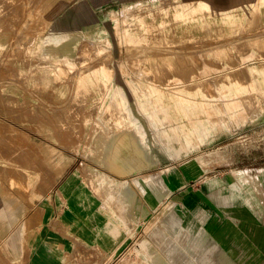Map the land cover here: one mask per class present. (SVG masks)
Returning a JSON list of instances; mask_svg holds the SVG:
<instances>
[{"label": "rangeland", "instance_id": "1", "mask_svg": "<svg viewBox=\"0 0 264 264\" xmlns=\"http://www.w3.org/2000/svg\"><path fill=\"white\" fill-rule=\"evenodd\" d=\"M26 1L29 2L5 0L6 3L19 5ZM36 1L40 2L39 8L42 9L43 1L53 4L59 0ZM136 1L150 5L154 0H65L64 7L51 18L52 21L57 17L63 18L65 10L71 9V12L68 11V22H72V15L80 11L78 2H81L84 7L89 8L88 14L93 20L91 24L82 22L79 15L77 21L84 30L106 31L100 47L95 40L87 37H82L75 44V64L67 69L64 79L69 86V94L61 103L51 98L46 84L34 81L28 83L24 77L8 76L3 72L10 70L17 73L16 67L7 62L2 69L0 64V186L5 194L12 195L19 205L22 204L21 208L14 204L11 207L0 200V222L2 216L9 218L12 214H21L0 235V264H33L40 246L51 249L62 261L68 257L74 258L76 264H94V261H97L95 264H102L105 261L103 256L104 252L108 253L107 249L100 253L97 249L86 247L84 243L91 239L98 241L100 237L82 239L80 236H72L69 229L72 226L73 232L88 234L87 230L82 232L84 227L91 231L87 224L93 226L97 221L95 217L90 219L91 214L100 216L96 204L81 202L83 186L85 184L88 187L86 183L90 182L86 170L89 159L66 139L55 141L50 138L40 126L41 121L47 125L54 113L62 112L59 108L52 109L54 104L64 108L70 106L71 112L83 105V99L87 97L82 89L76 96L75 88L87 68L104 65L117 85H126L128 76L139 82H165L169 75L188 80L191 73L205 68L206 76L196 79L192 85H198V82L206 93L217 94L218 83L226 80V77L216 75L215 70H209L210 66L220 67L227 63L232 67L229 68V74L233 79L249 82L252 76L247 67H236L240 62L239 58L251 51L255 54L250 62L264 57V22L260 16L248 18L238 31L231 32L216 29L213 33L208 31L196 36H178L172 32L163 39L160 31H154L146 41L142 40L141 44L134 46L125 37L123 29L133 19L136 9L132 4ZM160 1L167 3L171 0ZM2 2L0 0V10L3 9ZM127 4L131 6L125 8ZM151 14L153 18H157L161 12L158 8H153ZM36 18L44 22V18L37 15ZM18 21V29L13 36V42L18 43L10 48L7 56L9 61L19 59L29 65L28 62L34 59V55L30 53L28 59H21L24 58L25 45L29 39L42 32H39V28L31 33L28 29L24 33L20 31L25 28L23 21ZM151 58L156 59V66L148 71L151 62L147 59ZM168 59L173 62L170 69L167 68ZM261 63L264 61L259 64ZM155 72L158 73L156 78ZM12 84L17 87L16 92L4 89L5 85ZM125 91L132 100L127 86ZM256 107L248 110V118L243 123L227 121L225 129L202 138L200 147L184 158H167L156 152L148 157V164L143 169L130 172L126 177L112 175L117 180L126 179L128 189L125 188V194L137 197L138 202L133 201L126 212L133 218L137 217L138 225L135 224L137 228L134 226L136 229L133 234L126 233L124 243L113 253L107 264H125L124 257L131 260L137 258L133 249L144 251L148 257V252L141 249L139 244L142 238L154 243L166 262L163 264H264V260L255 259L257 255L254 254L258 251L251 237V232L257 237L254 233L258 227L240 228L245 237L236 238L232 226L237 229L238 225L244 227V223L232 220L230 215L223 220L226 225L222 228L208 225L209 219L213 220L216 215L209 208L208 192L201 183L206 179L216 180L217 185L220 182L227 183L228 195L233 198L242 195L240 200L245 203V208L253 211L257 220L264 225V111L259 113ZM133 109L138 117L146 120L141 110L136 107ZM113 112L116 110L109 114ZM74 129L78 131L81 128L77 126ZM185 158L190 159L186 161ZM55 165L59 166V171L52 168ZM237 171L246 172L249 178L235 181L234 185L231 177L234 181ZM98 198L101 199L99 195ZM84 205L92 207L80 210ZM5 208H8V214ZM115 209L119 214L125 215L121 212L120 205L116 204ZM234 209L236 210L235 204L229 205V212ZM248 216L253 218L250 214ZM217 218L219 219V215ZM129 224L134 225L133 221H129ZM228 241L232 243L229 245L230 249ZM3 247L6 248L5 251Z\"/></svg>", "mask_w": 264, "mask_h": 264}, {"label": "bare ground", "instance_id": "2", "mask_svg": "<svg viewBox=\"0 0 264 264\" xmlns=\"http://www.w3.org/2000/svg\"><path fill=\"white\" fill-rule=\"evenodd\" d=\"M27 2L20 5L13 2L6 3L5 0L2 2L3 9L0 10V64L3 69V65L5 66L9 62L17 69V73L10 70L3 73L8 76L24 77L28 83L34 81L46 84L51 98L61 103L69 94V86L64 82V79L68 73L67 69L72 68L75 64L73 59L75 44L82 37H87L95 40L100 47L106 31L84 30L81 23L77 21L79 15L82 22L86 21L91 24L93 20L89 17V8L84 7L81 2H78L80 11L72 15V22H68V11L71 12V9L65 10L63 18L57 17L55 21L51 20L64 7L65 0H59L53 4L43 1L44 8L42 9L39 8L40 2L36 0H29L28 4ZM142 2L136 1L132 4L136 12L133 19H130L129 24L127 23L128 25H125L123 29L125 37L134 46L141 44L142 40L146 41L154 31L161 32L162 38L166 39L172 32L178 36H196L208 31L213 33L216 29H220L222 32L238 31L248 18L252 19L255 16H260L264 22V0H171L167 3L154 0L150 5ZM22 5L25 7H21ZM128 6L131 5L127 4L125 8ZM153 8H158L161 12L157 18L152 17ZM40 14L43 15L40 16ZM36 15L44 18V22L37 20ZM18 20H22L23 27H25L20 31L27 33L30 29L31 33L41 28L39 32H42L29 39L25 45L24 58L21 59H28L30 53L34 55V59L28 62L29 65L19 59L9 61L7 56L10 48L18 43L13 42L15 30L18 29ZM246 29L248 31V27ZM216 42L218 44V41ZM253 54L255 53L251 51L240 58L237 56L240 62L236 67H247L248 73L252 76V80L249 82L233 79L229 74V68L232 67H229L227 63L220 67H209V70H215L216 75L226 77V80L218 83L217 94L206 93L198 82V85H192L195 84L196 79L206 76L207 69L205 68L200 69L197 73H191L188 80L177 75H169L165 82H156L155 80L139 82L128 76L126 85H117L112 81L110 71L101 65L91 69L87 68L79 78L75 94L77 96L82 89L87 97L83 99L84 103L79 109L71 112L70 106L64 108L57 104L52 105V109L59 108L62 112L54 113L47 125L41 121L40 126L44 131H47L50 138L55 141L66 139L89 159L90 163L86 165V170L90 182L86 183L88 187L85 184L83 186L84 191L80 193L81 202H87L89 205L96 204V210L100 211L99 217L90 213L92 216L90 219L95 217L98 224L96 222L93 226L87 224L88 227H91V231L84 227L82 232L85 233L87 230L88 234L81 235L80 232H73L72 226L69 227L70 233H73L71 235L75 237H83L82 239L100 237L101 239L98 241L91 239L84 243L86 247L97 249L100 253L108 250V253L104 252L105 261H102V264L110 262L113 253L124 243L126 233L133 234L138 225L137 217L134 216V219L126 212V208L129 210L133 201L138 202L137 197L135 198L134 194H125V190L128 189L126 188L128 186L126 179L117 180L112 175L126 177L131 174L130 172L143 169L148 164V157L156 152L167 158H184L200 147L202 138L225 129L227 121L234 124L243 123L248 118V110H253L255 106L258 107L259 113L264 111V63L259 64L264 61V57L250 62ZM147 60L151 62L148 65V71H152L156 66V59ZM172 66V60L168 59L167 68L170 69ZM246 69L244 70L246 71ZM235 71L233 72L235 73ZM157 76L158 73L155 72L154 78ZM120 77L124 78L122 75ZM126 86L131 92L132 100L125 91ZM4 89L16 92L17 87L13 84L5 85ZM132 101H134V105H132ZM133 107L141 110L146 120L138 117L133 112ZM112 110H116V112L109 114ZM80 111H82L81 114ZM77 126L81 128L78 131L74 129ZM189 159L185 158L186 161ZM58 167V165L52 166L59 171ZM234 176V181L231 177L234 185L235 181H245L249 178V175L243 171H237ZM11 180L14 181V178ZM2 189L0 186V200L4 205L14 204L22 207V204L19 205L16 202L17 199L12 195L5 194ZM98 195L101 197L100 200ZM149 201L152 202V200ZM116 204L121 206V212L125 215L118 213L115 209ZM89 205L80 207V210L92 207ZM5 209L7 211L8 208ZM20 215L19 212L18 215L12 214L9 218L1 215V236L11 223L20 218ZM129 221H133L134 225H130ZM232 228H234L232 231L236 238L245 237L240 228L236 229L234 225ZM251 237L256 238L252 232ZM8 238L10 239V237ZM262 238H264L263 232ZM139 244L141 249L148 252V257L144 251L133 249L137 258L131 260L124 257L125 264L166 263L161 253L154 247V243L142 238ZM12 245L14 244L12 243ZM4 248L5 251L6 248ZM37 251L33 264H76L74 258L69 259L68 257L63 261L60 260L51 249L46 247L40 246ZM93 263L95 264L97 261Z\"/></svg>", "mask_w": 264, "mask_h": 264}, {"label": "crops", "instance_id": "3", "mask_svg": "<svg viewBox=\"0 0 264 264\" xmlns=\"http://www.w3.org/2000/svg\"><path fill=\"white\" fill-rule=\"evenodd\" d=\"M216 180L213 179H206L201 181L202 186L206 187V190L208 192L207 198L209 199L210 205L209 208L211 212H214L216 215L215 218L209 219L208 225L210 227H219L222 228L225 222L223 221L224 219L228 218V216H231V219L234 221L240 222V224L244 223V227H240L238 225L237 228L241 229H253L257 228V231L255 232V235L257 236L256 239H252L255 249L258 251L256 254V260L261 261L264 260V240L262 239V232L264 233V225H262L261 221L257 220V216L253 213V211L247 210L245 208V203L243 200H240L242 195L236 196L235 198L230 197L228 195V185L227 183H222L220 182L218 185L216 184ZM242 199V198H241ZM190 201H194V199H190ZM235 204L236 205V210H231L230 212L228 211L229 205ZM233 211L235 214H233ZM230 213V214H229ZM248 214L252 215L253 218L249 217ZM219 215V219L217 218ZM217 218V219H216ZM223 224V225H222ZM255 225V226H254ZM248 239V238H247ZM229 240V239H228ZM48 240H44L46 242ZM232 243L228 241V248L229 245ZM230 249V248H229ZM231 251V250H230ZM243 255V253H241ZM254 257V256H252Z\"/></svg>", "mask_w": 264, "mask_h": 264}]
</instances>
